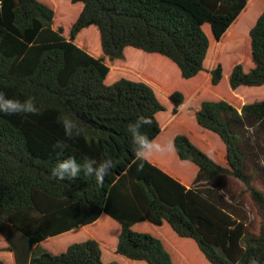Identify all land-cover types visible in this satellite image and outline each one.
Wrapping results in <instances>:
<instances>
[{
	"label": "trees",
	"instance_id": "trees-1",
	"mask_svg": "<svg viewBox=\"0 0 264 264\" xmlns=\"http://www.w3.org/2000/svg\"><path fill=\"white\" fill-rule=\"evenodd\" d=\"M249 1L0 0V91L39 107L0 113V264H264V122L243 127L264 121V6ZM225 80L231 97H209ZM139 115L159 143L189 116L200 128L138 171L126 126ZM69 155L111 158L104 186L52 178Z\"/></svg>",
	"mask_w": 264,
	"mask_h": 264
},
{
	"label": "clouds",
	"instance_id": "clouds-1",
	"mask_svg": "<svg viewBox=\"0 0 264 264\" xmlns=\"http://www.w3.org/2000/svg\"><path fill=\"white\" fill-rule=\"evenodd\" d=\"M190 105L187 102H182L179 105L181 110L189 108ZM0 113L5 115H17L23 114L38 115L39 107L35 104L34 98L29 97L24 101L18 99L9 98L3 91H0ZM60 122L63 126L64 135L66 138L71 139L74 136L80 135V130L75 121L70 119L68 116H62ZM264 121H257L255 124L249 125L244 123V131L250 136H254L255 131L260 127ZM153 123L152 118L139 115L135 121L127 124L126 131L131 137V143L133 147V153L135 159L133 163L140 161L137 168L138 171L143 169L144 163L150 160L154 155H167L176 152L175 143L173 140H169L166 143H159L155 138L150 139L147 134L141 131L145 126H151ZM55 149H59L62 153L68 145L64 140L56 141L54 145ZM261 167H264V156L258 158L257 161ZM114 162L111 158H106L102 161H97L89 157L77 158L76 155H69L67 157L58 159L56 164L51 168V177L59 179L61 181L69 180L72 181L81 174L86 177L94 178V181L98 187H103L105 178L110 174ZM32 257H28V264H31ZM248 264H260V262L251 258Z\"/></svg>",
	"mask_w": 264,
	"mask_h": 264
},
{
	"label": "rangeland",
	"instance_id": "rangeland-1",
	"mask_svg": "<svg viewBox=\"0 0 264 264\" xmlns=\"http://www.w3.org/2000/svg\"><path fill=\"white\" fill-rule=\"evenodd\" d=\"M257 5H261L262 7L264 6V0H257L256 1ZM261 11V10H260ZM244 20V18L240 21L239 25H237L236 27H234V29L232 30V33H237L240 31V28L242 27V25H244L245 23L242 22ZM255 22V21H254ZM254 22L252 24H254ZM252 24L250 26H252ZM250 26H248V29L250 28ZM247 31V30H246ZM242 33H246V32H242ZM228 38V37H227ZM228 40L225 38V41ZM223 41V42H225ZM235 58H228V61L225 60V67H226V70L227 72L229 71V64L232 60H234ZM228 82L227 80L223 81V83L221 85H219L218 87H216L215 91H214V95L213 96H209V97H212V98H216V97H219V96H228V98L231 97V92L229 90V86H228ZM208 94L206 93H202L201 94V97H204V96H207ZM200 97V98H201ZM227 98V97H226ZM187 111L183 113V117L187 115ZM183 126H181L180 124H173L170 129H169V133L166 132L164 134V137L163 139L165 138H170L172 140L174 134H176L177 132H180V134H189V131H195L197 129H199L200 127L198 126L197 122L193 121L192 120V116H189V120L188 119H185V121L183 122ZM186 124H188V126H186ZM193 125V128H189L190 126L192 127ZM185 126V127H184ZM188 127V128H187ZM171 130V131H170ZM191 136H194L193 134ZM195 138V137H194ZM169 139V140H170ZM173 160V159H172ZM173 162V161H172ZM175 162V161H174ZM181 169L183 168V171L186 172V174H191L193 173V170L192 168L188 167V166H181ZM245 211L250 215V218H253V214L251 213V210L249 208H244ZM111 228L114 229L112 226H110L109 224L106 225L104 224L103 227L100 228V233L103 234V235H106L107 231H111ZM87 236V233L85 232H81V234H74L72 236H69L65 239H52V240H48V243L46 244V247L45 249L47 251H49L50 253L52 254H59L58 252H60L59 250H63L64 251V248H65V244L66 243H69V242H72V241H76L78 242V240H82L84 239L85 237ZM64 247V248H63ZM63 248V249H61ZM62 252V251H61Z\"/></svg>",
	"mask_w": 264,
	"mask_h": 264
},
{
	"label": "crops",
	"instance_id": "crops-1",
	"mask_svg": "<svg viewBox=\"0 0 264 264\" xmlns=\"http://www.w3.org/2000/svg\"><path fill=\"white\" fill-rule=\"evenodd\" d=\"M254 2H256V0H250L249 1V5H252V7H251V10H254V9H256V6H257V8L259 7V5H257L256 4V6H255V8L253 7V5H254ZM261 13V11L258 13V15ZM176 121V120H175ZM192 185V184H191ZM191 185L189 184V187H191ZM105 219V221H107V222H109L110 220L107 218L106 219V217L105 216H103L101 219H100V223L103 221ZM111 222H114V221H112L111 220ZM110 223V222H109ZM87 229V228H86ZM103 242H105V243H107V244H109L110 245V247L111 248H116V244H117V240H116V238H110V239H108V240H102Z\"/></svg>",
	"mask_w": 264,
	"mask_h": 264
}]
</instances>
